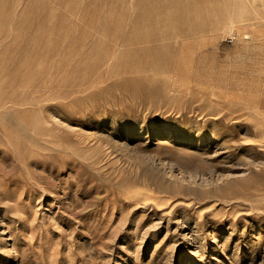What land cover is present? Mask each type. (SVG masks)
I'll list each match as a JSON object with an SVG mask.
<instances>
[{"label":"rangeland","instance_id":"374dc122","mask_svg":"<svg viewBox=\"0 0 264 264\" xmlns=\"http://www.w3.org/2000/svg\"><path fill=\"white\" fill-rule=\"evenodd\" d=\"M141 3L0 0L5 62L38 17L54 30L23 59L40 90L0 88L34 96L0 120V264H264V0L152 1L158 31L193 26L168 45L172 66L140 96L67 97L80 45L107 41L93 40L103 24L133 35ZM18 23L34 25L19 41Z\"/></svg>","mask_w":264,"mask_h":264},{"label":"bare ground","instance_id":"6f19581e","mask_svg":"<svg viewBox=\"0 0 264 264\" xmlns=\"http://www.w3.org/2000/svg\"><path fill=\"white\" fill-rule=\"evenodd\" d=\"M141 1H142V3L139 5V9L142 10L143 14H139L134 19L137 26H134L133 30L130 31L133 33V35L129 32H126L128 34L116 32V30H120V31H126L127 30L125 26H120L122 24L121 22H117L118 25H113V24H111V25L106 24L105 25V24H103L102 26H99L95 30V36H97V35L98 36H102V35L105 36L106 35V37L109 38L107 41L97 43V44L94 41L93 44L92 45L90 44L89 47H87V48L85 46H88V45H85L86 44L85 42L82 45H80L78 43V45H80V48L77 50H79V53L81 51V53H80L81 56L80 55L78 56V53H77V56H76V54H75V56L73 55L74 58L69 59L72 57L71 55H70L71 57L67 58V61H68V59L72 61L73 59H75V57H77L76 59H80L78 57H82V59L80 61H77L76 63L74 62L75 64H73V62L71 63V61H68L74 65L73 66L75 69L74 71H76V73H78V74H77V77H75L73 79H71V76L69 75V79H71L70 80L71 82L68 81V82H70L69 85L67 84V82L64 81L65 78L63 79L64 84L66 83L68 85L65 87H67V88L70 87V90L66 94L67 97H71V96L78 97L79 95H83L86 93L89 94L88 92L91 91L92 89H97L99 91V94H104V93L109 94L111 92V90L115 89V88L116 89L121 88L129 94H132V95L137 94L140 96L149 90V88L151 86L150 82H153V81H150L149 76L151 74L148 75L149 72L154 73V74H161V73L165 72L166 67L172 66L171 60L169 58H170V55H173V54L171 53L172 50L168 49V45L175 46L174 42H176V44H177V38L176 37L179 34L185 33V35H187L186 33H188L189 31H191V32L194 31V30H192L193 26H190L187 29H183V27H181L182 25L179 27L178 26L179 24H177V25L174 24V26L178 27V28L173 27L174 28L173 30H175L177 32V35H175V37L171 36L173 34L172 32L167 33V32L158 31V26H157L159 24L158 17H153L151 15L150 2H152V1L155 2V6H153V7L156 10H164L168 7L169 3H172V2H174V4H176V6H178V5L182 6L181 5L182 0H141ZM142 17H145L148 22H156V23L144 26V25L140 24V20ZM38 19H40V18L38 17ZM38 19H37L38 24L36 25L34 22V24L36 26L34 28H31L32 30H30V31H29L30 27L34 26L32 23H27V24L18 23L17 25H15L16 29L19 31H16L18 33L14 34V39L18 40L17 37L18 36L20 37V34L26 35L28 31L30 32V34L28 33L27 36H29V37H27V38H29L31 40V42L36 43V45H38L39 41L43 38L42 36H44V32L47 33L46 35L48 36V38L52 37L54 30H53V32L50 31V29L47 30L48 26H46L47 24L45 23V21L41 22L39 20V22L43 23L46 26V28H44V29L41 28V25L38 22ZM48 23H49V21H48ZM167 23L168 24H166V25H165V23H163L162 26H164L165 28H169L171 23L170 22H167ZM29 24H32V26H29ZM49 24H51V23H49ZM53 26L54 25L51 24V27L53 29H55ZM198 27H199L198 24L194 25V29L195 28L197 29ZM1 28H2V26H1ZM3 28H5V26ZM13 28L15 29V27H13ZM91 32H93V31H91ZM0 34H1V32H0ZM6 36H7V33H6ZM59 36L61 37L60 39H63V31H61ZM86 36H84V38ZM98 36L96 38L93 37L95 39H93V38L92 39L96 40L98 38ZM82 37H80V40H84V38L81 39ZM4 38H5V36H4ZM52 38H50V39H52ZM102 38L104 39V37H102ZM102 38L100 37L99 40ZM246 38H248V37L246 36ZM57 39L60 40L59 38H57ZM30 40H28L26 43V45H27L26 49L24 50V48H23V50H21L22 52L24 51V53H25L24 56L28 52L27 51L28 45H29V43H31ZM172 40H173V43L171 42ZM0 41H1V39H0ZM20 41H23V37ZM37 41H38V43H37ZM89 41H90V39H89ZM164 41H169V44L163 43ZM40 42L41 43H39V44L44 45L42 43V41H40ZM96 42H98V40ZM8 43H10V42H8ZM90 43H92V42H90ZM2 44L3 43H1L0 45H2ZM58 44H59V42H58ZM9 45H8V47L6 46V48H2L3 46H0V71H1L0 72V88L3 87V90L4 89L13 90V88L16 86L24 88V86L31 84V86L29 88H31V90L34 91L33 93L38 92L40 90L39 84L42 83V81H40L41 78H39V80H33L29 76L27 77V74L22 73L23 68H25L27 66L26 64H28L26 62L27 61L26 56H25L26 57L25 60H23L24 56L22 57L23 58L22 60L20 59V63L15 62L16 60L13 61L10 59L5 62L7 54L12 52L10 50L12 48V45H14V43L11 46H9ZM30 45H32V48H31V46H29L30 49L33 50V44H30ZM36 45L34 46V48L39 46V45L38 46H36ZM42 45H40V46H42ZM24 47H25V45H24ZM51 47H54V48H51ZM51 47H50L51 49H49V48L46 49V47H44V49H46L45 52L55 54V52L59 51V50H57L55 45L51 46ZM38 48L40 49V47H38ZM38 48H36V49H38ZM69 48L72 50L71 46ZM74 50H76V49H74ZM100 50H101V52H100ZM67 51L70 52V50H67ZM169 51H170V53H169ZM40 52H42V51L40 50ZM73 53H74V51H73ZM18 54H19V52H18ZM28 55H29V53H28ZM30 55H31V52H30ZM32 55H33V53H32ZM21 56L22 55H20V58H21ZM37 56H38V53H37ZM10 57L13 58L14 56L10 55ZM17 57H18V55H17ZM65 60H64V64H65ZM32 62H33V60H32ZM35 62H37V61L35 60ZM68 62H67V64H68ZM29 63H31V62H29ZM35 64H37V63H35ZM38 65H40V64H38ZM66 67H67V65H66ZM28 68H26V69H28ZM38 68L41 69L40 66ZM64 69H65V71L67 70L66 68H64ZM36 70L37 69H35V71ZM64 72H63V74H64ZM2 74L6 75V77L4 79H1ZM37 74H39V73H37ZM66 74H69L68 70L66 71ZM64 76H66V75H64ZM67 77L68 76H66V78ZM66 80H68V79H66ZM43 85H44V83H43ZM44 88H45V86H44ZM92 91H94V90H92ZM95 92H96V94H98L97 91H95ZM33 93L32 94L30 93V94L33 95ZM3 95L4 94L0 95V120H3V121L6 120V122L9 124H13L12 121H15V120L11 121L10 116L13 117L12 111L10 110V108H7L6 105L7 104H12L14 106H15V104L22 105L27 101H30V103H31L33 101V98H34V96L29 97V99H25L22 96H20L19 98H17V96H16V98H15L14 97L15 95L13 96L12 94L11 95H5V96H3ZM65 97L66 96H64V98ZM77 101H78V99H77ZM37 105H38V103H37ZM2 248L0 246V251L2 250ZM1 255H5V254H1Z\"/></svg>","mask_w":264,"mask_h":264}]
</instances>
